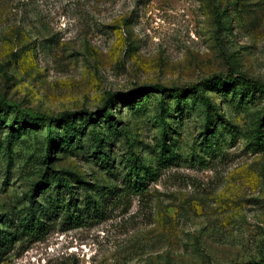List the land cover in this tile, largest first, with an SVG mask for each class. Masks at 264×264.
<instances>
[{
  "label": "rangeland",
  "instance_id": "374dc122",
  "mask_svg": "<svg viewBox=\"0 0 264 264\" xmlns=\"http://www.w3.org/2000/svg\"><path fill=\"white\" fill-rule=\"evenodd\" d=\"M216 76L264 85V0H0V264H264V96L116 99Z\"/></svg>",
  "mask_w": 264,
  "mask_h": 264
},
{
  "label": "trees",
  "instance_id": "16d2710c",
  "mask_svg": "<svg viewBox=\"0 0 264 264\" xmlns=\"http://www.w3.org/2000/svg\"><path fill=\"white\" fill-rule=\"evenodd\" d=\"M234 86H238L244 95L250 96L251 98H253L257 94L264 96V85L260 83L253 82L243 77L216 76V77L206 79L195 85L189 86L185 89L164 87L158 84L138 87L134 89L131 93L121 94L120 96H118L119 98H116V99H118V101L127 100L126 104H130L134 99L140 100V99L147 98L155 94L174 96V95H177L179 92H182L181 94L186 93L192 96H197L199 101H201L203 105L204 112L206 113V117H207L208 112L211 109V105H210L208 98L205 96V93L208 90H210V88H213V87L229 88V87H234ZM109 105L110 103L107 102L105 104L104 109L96 111V112H89V111H83V110L82 111H72V112L68 111V112H62L61 114L53 118H48L45 116H39V117L41 121L44 123V125L47 127V129H50L51 126L56 125V126H59V129L64 130L66 132H75L74 124L77 121H86V123L90 124V123H94L93 121L99 117H101V119H106V121H111L113 118V115L107 110L109 109L108 108ZM112 106H115L114 102L112 103ZM207 121H208V118H207ZM262 122H264V111H263ZM205 129L206 131H208V124L205 125ZM102 148L103 146L100 145V141L98 140L97 149L101 151ZM45 161L49 162L50 157L46 156ZM137 175L138 174H136V176ZM139 185L141 187V184ZM139 185L134 186V189H133L134 192L140 193L144 191L139 188ZM68 204L72 205V198H70ZM73 219L78 221L79 215H77L76 218H73ZM23 227L25 229H29L28 231L29 234H32L33 236L44 234L43 232H39L40 226H37L34 223L32 224L29 223L27 225H24ZM259 264H263V263L260 262Z\"/></svg>",
  "mask_w": 264,
  "mask_h": 264
}]
</instances>
